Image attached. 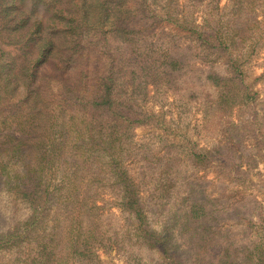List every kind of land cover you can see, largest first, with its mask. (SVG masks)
Segmentation results:
<instances>
[{
  "label": "rangeland",
  "instance_id": "rangeland-1",
  "mask_svg": "<svg viewBox=\"0 0 264 264\" xmlns=\"http://www.w3.org/2000/svg\"><path fill=\"white\" fill-rule=\"evenodd\" d=\"M164 1L157 0V9ZM235 1L169 0L170 8L187 25L186 29L162 23L148 39L156 51L176 53L183 57V62L169 79L156 74L158 81L154 83L155 77L145 80L139 73V87L120 81L114 87L116 95H126L137 104L142 120L132 124L123 139L128 142L123 165L128 176L142 182L139 194L146 201L150 226L159 230L163 224H170L175 233L173 242L183 259L190 254L186 245L189 233L179 234L180 222L175 221L174 214L178 220L181 198L190 186L196 195L203 191L207 199L218 200L214 215L227 244L238 246L241 255L246 254L245 246L252 250L256 243L264 245V4L262 0H252L247 5L245 0H239V9ZM163 10L159 8L158 12ZM217 29V35L210 36ZM193 31L202 33L206 41L201 43ZM110 45L115 46L116 42ZM211 73L230 79L228 86H235L234 78L235 84L250 92V98L224 97V93L219 97L220 91L209 78ZM71 123L66 124L65 130ZM77 126L85 135L86 125ZM77 126L68 130L67 135L74 136ZM6 132L0 129V141ZM4 148L0 147V162L6 165L0 167L4 166L7 172L20 171L27 162L36 166L34 153L11 157ZM193 153L205 158L198 167L191 162ZM62 154L55 162L59 163L57 167L54 164L46 169L47 175L51 174L48 181L52 187L60 189L48 204L40 206V222L35 227L28 226L17 247L0 248V264H27L51 233H55V247L53 254L42 259L45 264H162L157 253L137 242L134 236L131 240L124 238L126 215L119 207L109 167L104 168L99 184L89 182L102 158L88 157V153L83 158L65 151ZM63 158L69 161L68 165ZM75 160L79 166L70 169V162ZM166 166L169 182L173 181L167 198L153 186L154 182L147 181L153 171L154 181L159 182L156 172ZM65 169L78 170L76 180L71 177L76 189L68 185L70 176L63 180ZM83 199H88V203L87 208L79 209L82 217L94 212L97 217L92 220L100 226L89 239V232L83 233L87 239L84 245L91 246L90 253H83L85 257L70 247L75 241L65 231L68 219L60 216V226H52L54 216L61 213L66 203L73 206ZM31 213L32 208L21 195L15 194L8 184L0 183V234L12 227L21 231ZM116 235L118 239L112 243ZM189 264L194 263L190 260Z\"/></svg>",
  "mask_w": 264,
  "mask_h": 264
},
{
  "label": "trees",
  "instance_id": "trees-1",
  "mask_svg": "<svg viewBox=\"0 0 264 264\" xmlns=\"http://www.w3.org/2000/svg\"><path fill=\"white\" fill-rule=\"evenodd\" d=\"M251 1L245 3L249 5ZM164 2L159 7L164 10L158 12L157 0H0V44L12 48L7 51L0 46V129L7 131L0 147H5L6 155L11 157L34 153L36 161V166L27 162L14 173L0 167V183L8 184L32 208L21 231L12 227L0 234V248L17 247L27 229L40 222L39 211L60 189L52 187L48 181L51 174L48 176L46 169L60 160L65 151L78 158L86 153L88 157L102 158L89 182L99 184L104 168L109 167L119 207L126 215L124 238L131 240L134 236L156 252L162 264H189L190 260L194 264H264L263 243H256L252 250L245 246L246 254L241 255L238 246L223 240L225 234L214 215L218 200L207 199L203 191L196 195L193 186L181 198L178 220L174 214L175 221L180 222L179 234L189 233L186 245L190 254L183 259L173 242V227L165 223L154 230L150 226L146 201L139 194L142 182L128 176L123 165L128 144L123 139L132 124L142 120L134 101L126 95H116L115 84L120 81L139 87L136 79L141 75L145 80L155 77L154 83L158 81L156 74L169 79L183 62L176 53L156 51L148 39L162 23L187 27L170 8L169 0ZM235 2L242 9L238 6L242 2ZM218 32L217 29L210 36ZM193 33L201 43L206 41L202 33ZM121 48L124 51L120 52ZM209 78L220 91L219 97L226 94L224 97L250 98V92L235 84L234 78V87L228 86L230 79H221L214 73ZM68 122L72 123L65 130ZM73 122L76 126L86 125V134L77 126L74 136L67 135L68 130L76 129ZM204 159L200 153L191 156L195 167ZM63 160L68 165L69 161ZM73 166H79L78 160L70 162V169ZM167 168L156 172L159 182L154 181L153 171L147 180L154 182L153 186L166 198L173 184ZM69 171L65 169L62 178L70 176L68 185H72L71 177L76 180L78 170ZM72 186L76 189L75 183ZM87 203L88 199L73 206L66 203L61 213L54 216L52 225L60 226V216L69 220L65 231L75 241L70 247L81 256L91 252L90 243L84 245L87 239L83 233L89 232V239L100 227L95 222L96 213L87 214L84 219L79 212L87 208ZM54 235L48 234L41 241L36 256L27 264H45L42 259L53 254ZM117 239L118 235L112 243Z\"/></svg>",
  "mask_w": 264,
  "mask_h": 264
}]
</instances>
